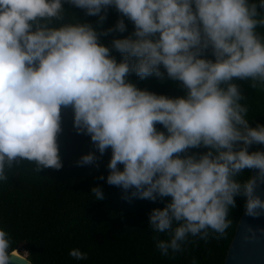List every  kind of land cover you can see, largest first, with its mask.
Masks as SVG:
<instances>
[{
  "label": "clouds",
  "instance_id": "1",
  "mask_svg": "<svg viewBox=\"0 0 264 264\" xmlns=\"http://www.w3.org/2000/svg\"><path fill=\"white\" fill-rule=\"evenodd\" d=\"M109 10L118 18L105 28ZM258 29L264 0H0V181L22 161L34 162L35 172L63 167L58 138L62 110H70L93 148L77 166L99 168L110 153L108 174L98 179L163 203L148 217L169 237H153L161 255L222 238L238 197L246 215L264 214L256 191L264 183V124L250 123L237 83L264 90ZM132 76L173 82L183 95L141 88ZM245 172L256 175L237 179ZM91 191L104 199L101 187ZM10 248L0 229V264H12ZM69 255L87 259L79 249Z\"/></svg>",
  "mask_w": 264,
  "mask_h": 264
},
{
  "label": "trees",
  "instance_id": "2",
  "mask_svg": "<svg viewBox=\"0 0 264 264\" xmlns=\"http://www.w3.org/2000/svg\"><path fill=\"white\" fill-rule=\"evenodd\" d=\"M67 8V6H66ZM80 20L95 22L75 8H68ZM118 18L109 10L105 28ZM70 20L71 17H65ZM127 23V22H126ZM132 25L128 23V35ZM264 34V29H258ZM120 36V34H114ZM112 36L103 39L109 44ZM117 59H119L118 54ZM141 88L158 94L181 96L183 91L170 81L148 78L143 81L132 76ZM246 97L241 103L249 107V119L264 124V90H253L250 81H237ZM63 132L58 138L63 167L56 171L45 169L35 172L34 162L22 161L6 170L7 181H0V229L9 234L10 252L21 243L25 259L30 264H223V258L235 225L242 212L244 201L237 198V206L229 212L231 224L220 239L185 244L182 253L161 255L157 239L167 240L166 233H155L148 224L153 208H162L161 202L152 203L131 197L121 189L106 184L100 176H107L106 164L110 153L94 166H77L84 154L92 151L90 140L78 135L73 127L72 113L62 110ZM255 150V146L253 148ZM249 172L237 179L244 181ZM101 187L104 199L98 201L91 189ZM129 196V200L122 197ZM190 239H194L191 238ZM79 249L87 259L76 260L70 250Z\"/></svg>",
  "mask_w": 264,
  "mask_h": 264
},
{
  "label": "water",
  "instance_id": "3",
  "mask_svg": "<svg viewBox=\"0 0 264 264\" xmlns=\"http://www.w3.org/2000/svg\"><path fill=\"white\" fill-rule=\"evenodd\" d=\"M250 175L255 177L256 173L251 172ZM256 191L264 199V183L258 184ZM22 251L23 246L17 243L10 252L12 264H30L21 256ZM223 264H264V214L248 216L243 207L227 246Z\"/></svg>",
  "mask_w": 264,
  "mask_h": 264
},
{
  "label": "rangeland",
  "instance_id": "4",
  "mask_svg": "<svg viewBox=\"0 0 264 264\" xmlns=\"http://www.w3.org/2000/svg\"><path fill=\"white\" fill-rule=\"evenodd\" d=\"M21 256H24V255H21Z\"/></svg>",
  "mask_w": 264,
  "mask_h": 264
}]
</instances>
